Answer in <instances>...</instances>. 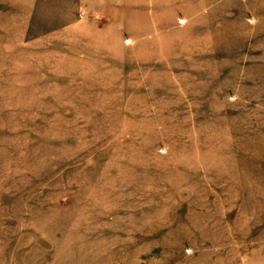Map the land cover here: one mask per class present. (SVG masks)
I'll use <instances>...</instances> for the list:
<instances>
[{
    "label": "rangeland",
    "instance_id": "1",
    "mask_svg": "<svg viewBox=\"0 0 264 264\" xmlns=\"http://www.w3.org/2000/svg\"><path fill=\"white\" fill-rule=\"evenodd\" d=\"M0 264H264V0H0Z\"/></svg>",
    "mask_w": 264,
    "mask_h": 264
},
{
    "label": "crops",
    "instance_id": "2",
    "mask_svg": "<svg viewBox=\"0 0 264 264\" xmlns=\"http://www.w3.org/2000/svg\"><path fill=\"white\" fill-rule=\"evenodd\" d=\"M82 1V3H84L85 4V2L87 3V2H89V1H94V2H99V0H81Z\"/></svg>",
    "mask_w": 264,
    "mask_h": 264
}]
</instances>
